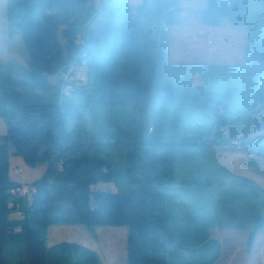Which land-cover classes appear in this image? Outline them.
<instances>
[{"label": "trees", "instance_id": "trees-1", "mask_svg": "<svg viewBox=\"0 0 264 264\" xmlns=\"http://www.w3.org/2000/svg\"><path fill=\"white\" fill-rule=\"evenodd\" d=\"M181 1L5 0L28 62L26 78L0 62V264H101L74 242L48 247L56 223H83L94 236L125 226L127 264H218L213 227L247 229L252 250L264 187L219 162L215 147L245 148L249 165L264 157V10L248 22V0H203L202 23L227 17L246 29L244 62L185 73L176 64L181 75L167 84ZM103 105L108 125L87 132L88 112ZM11 155L46 164L26 194L13 191L23 183L10 176Z\"/></svg>", "mask_w": 264, "mask_h": 264}, {"label": "rangeland", "instance_id": "rangeland-1", "mask_svg": "<svg viewBox=\"0 0 264 264\" xmlns=\"http://www.w3.org/2000/svg\"><path fill=\"white\" fill-rule=\"evenodd\" d=\"M139 1L140 0H129L131 4H136ZM202 3V0L181 1L182 11L179 15V21L176 25L171 27L169 32V47L166 55V62L169 68L164 78V82L167 84L174 81L176 71L171 68H175V66H177L176 64L182 66L183 72L181 73H185L188 72L186 69H189L188 66L191 64H200L204 67L206 63L209 66H215L231 64L240 65L244 62L247 35L246 29L244 27L232 25L227 17H224L222 23L216 26L202 23L198 16ZM263 10L264 0H248L247 21H255ZM6 26V2L5 0H0V33H7L8 29ZM63 29L64 27L61 26L59 37L64 47L65 36L60 34ZM70 37H72V35ZM8 38L15 48V50H12V53L16 59L11 73L26 78V68L23 67V61L26 57L27 49L16 27L10 26V35H8ZM82 70L85 71V68H82ZM79 72L78 75L81 76L82 73L81 71ZM177 73L176 77H179L181 74L180 72ZM191 73L194 81L198 83L199 79L197 75H195L198 72ZM57 77L58 75L49 76V80L54 82ZM68 94H70L69 91H67L65 95ZM109 107L110 106L107 105L97 106L94 110L88 112L86 116L87 132L98 133L108 125L107 122L110 118ZM87 132L84 135L87 136ZM261 132H264V130ZM6 133L7 125L5 121L0 118V141L2 140V135ZM215 154L219 162L226 166L229 165L231 169L238 174L247 175L255 179L264 187V157L260 159L257 157V164L249 165L246 162L247 156L245 148L233 147L230 143L216 146ZM45 168L46 164L29 165L18 155H11L9 159V172L11 178L23 184H31L34 179L40 177L44 173ZM98 186L101 189H114L112 182H100ZM11 216L15 217V213H12ZM107 227L126 228L123 225H107ZM83 228L87 229L86 225L83 223L52 224L47 233V239H49L48 244L53 241L50 237H58L57 239H61L62 237L70 236L80 240L79 237L82 235L81 229ZM212 233L220 237L222 241L221 255L218 259L219 264H264V230L258 232L250 252H247L245 247L248 235L247 229H214ZM92 236L95 241H98L94 235ZM104 243H106V247L109 246L106 241ZM102 250L104 251L103 246Z\"/></svg>", "mask_w": 264, "mask_h": 264}, {"label": "crops", "instance_id": "crops-1", "mask_svg": "<svg viewBox=\"0 0 264 264\" xmlns=\"http://www.w3.org/2000/svg\"><path fill=\"white\" fill-rule=\"evenodd\" d=\"M6 28L8 29L7 33L5 32L0 33V62L11 61L13 62V64H15L16 59H15L14 54L12 53L13 52L12 50H15V48L14 46H12V43L10 42V40H8L9 39L8 35H10V26L8 22H7ZM27 62H28V57H27V52H26V57L23 61V67L26 68ZM258 158L260 159L261 157H258ZM229 168L231 169L230 166ZM15 217H18L17 212H15ZM49 229H50V226L48 230ZM214 229L225 230V229H236V228H218V227L211 228L210 229L211 236L216 237L221 241L220 237L215 236L212 233ZM81 231H82V235H80L79 237L80 240H77L70 236L62 237L61 239H57L58 237H50V239L53 241H51L52 243L50 242V244H48L49 239H47L48 240L47 246L51 247L62 241L74 242V243H77V244L93 249L97 253L101 264H127V260H126L127 228H115V227H107V226L97 227L96 232H95V238L98 241H95V239L93 238V236L89 233L87 229L83 228L81 229ZM48 232L49 231H47V233ZM256 238H257V235H256ZM105 241L109 244L108 247H106V243H104ZM102 246L104 247V251L102 250Z\"/></svg>", "mask_w": 264, "mask_h": 264}, {"label": "built area", "instance_id": "built-area-1", "mask_svg": "<svg viewBox=\"0 0 264 264\" xmlns=\"http://www.w3.org/2000/svg\"><path fill=\"white\" fill-rule=\"evenodd\" d=\"M30 186L28 184H22L21 186H18L14 192L18 193L19 195L26 194L30 191Z\"/></svg>", "mask_w": 264, "mask_h": 264}, {"label": "bare ground", "instance_id": "bare-ground-1", "mask_svg": "<svg viewBox=\"0 0 264 264\" xmlns=\"http://www.w3.org/2000/svg\"><path fill=\"white\" fill-rule=\"evenodd\" d=\"M234 143H235V144H237V143H238V141H235Z\"/></svg>", "mask_w": 264, "mask_h": 264}]
</instances>
